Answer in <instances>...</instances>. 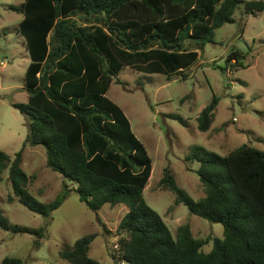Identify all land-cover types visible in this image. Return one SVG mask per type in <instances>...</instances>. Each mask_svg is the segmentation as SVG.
Listing matches in <instances>:
<instances>
[{"label":"trees","instance_id":"16d2710c","mask_svg":"<svg viewBox=\"0 0 264 264\" xmlns=\"http://www.w3.org/2000/svg\"><path fill=\"white\" fill-rule=\"evenodd\" d=\"M241 4L244 13L264 9L263 0H24L11 6L22 13L18 30L30 57L27 102L14 103L28 131L11 161L0 149V181L8 169L17 200L48 217L70 189L64 183L48 203L28 191L35 175L22 168V151L42 145L46 165L75 183L89 209L126 207L117 226V253H111L124 264H264V150L243 143L221 156L193 148L187 159L200 162L196 173L204 188L196 200L165 169L160 184L175 194V204L223 226L222 237H194L188 224L174 235L143 196L152 170L148 151L107 95L125 66L170 75L192 65L199 47L212 40L215 28L234 21ZM240 58L241 51L232 50L226 60L246 67ZM217 103L214 95L200 111V131L210 127ZM0 228L44 236V228L10 223L1 210ZM94 238L81 236L59 256L72 264H103L89 255ZM210 240L212 248L204 251ZM0 264L23 260L4 257Z\"/></svg>","mask_w":264,"mask_h":264},{"label":"rangeland","instance_id":"374dc122","mask_svg":"<svg viewBox=\"0 0 264 264\" xmlns=\"http://www.w3.org/2000/svg\"><path fill=\"white\" fill-rule=\"evenodd\" d=\"M23 1L0 0V149L10 161L28 131L26 117L14 106L27 102L25 71L30 57L18 30L22 13L11 7ZM233 17V22L214 29L212 40L199 47V56L189 67L166 75L125 66L107 91L152 160L144 199L174 235L179 226L188 224L194 237H222L223 226L190 213L182 203L175 204V194L160 184L165 169L196 200L203 196L204 188L196 173L200 162L187 159L193 148L199 146L221 156L243 143L264 150V9L244 13L241 4ZM232 50L241 51L240 60L246 67L226 60ZM214 95L218 97L214 120L207 131H200L197 116ZM21 166L28 175H35L28 191L40 202L48 203L60 195L64 183L70 190L61 205L44 217L17 200L8 169L2 172L1 212L10 223L44 228V236L0 228V261L18 257L23 264H72L59 251L83 235L94 234L89 255L103 264H124L111 253H117V226L126 207L105 204L97 211L89 209L79 200L75 183L46 165L42 145H27ZM212 245L210 240L203 250L209 251Z\"/></svg>","mask_w":264,"mask_h":264}]
</instances>
